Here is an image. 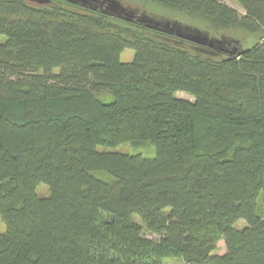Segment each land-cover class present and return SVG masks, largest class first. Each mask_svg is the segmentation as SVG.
<instances>
[{"label":"trees","instance_id":"16d2710c","mask_svg":"<svg viewBox=\"0 0 264 264\" xmlns=\"http://www.w3.org/2000/svg\"><path fill=\"white\" fill-rule=\"evenodd\" d=\"M26 1L0 0V264H264V0H132L215 48ZM237 28L259 38L231 49Z\"/></svg>","mask_w":264,"mask_h":264},{"label":"rangeland","instance_id":"374dc122","mask_svg":"<svg viewBox=\"0 0 264 264\" xmlns=\"http://www.w3.org/2000/svg\"><path fill=\"white\" fill-rule=\"evenodd\" d=\"M29 3L32 4H40L37 1L34 0H27ZM26 1V2H27ZM119 1V0H117ZM121 2V1H119ZM224 3L227 5L235 8L239 14H243L244 10L243 8L234 0H223ZM134 1L132 0H122V5L123 6H129L130 8L133 7ZM142 12V11H140ZM165 21V20H162ZM230 35L227 36V40L225 42V45L230 47L231 49H235L239 47H242L243 45H250L254 41H256L259 36L256 34H248L247 32L243 31L242 29H234L232 32H229ZM211 37V36H210ZM219 38V37H218ZM214 48V47H212ZM227 48V47H226ZM225 49V46L223 47ZM232 51V50H231ZM134 55V51L130 48H126L120 52L119 58L121 61H130ZM176 95L179 97L187 98V99H192V97L184 92V91H176ZM102 97H109V95L105 94H100ZM99 149H107L111 151H120V152H125L128 154H141L144 157H153L155 155V145L151 140H137V141H127L124 143H121L115 147H102L98 146ZM36 192L38 196H45L49 193V187L46 184L40 183L36 187ZM258 200H261V195L259 196ZM245 225V220L239 219L238 221L235 222L234 226L236 228H241ZM5 230V224L3 223L2 219L0 218V231ZM145 236L151 239H156V236L154 234H150L147 232H144ZM225 251V245H224V240L223 238H220L217 243L216 247L214 249V253H223ZM162 264H184L183 260L174 256H166L162 258Z\"/></svg>","mask_w":264,"mask_h":264},{"label":"water","instance_id":"95a60500","mask_svg":"<svg viewBox=\"0 0 264 264\" xmlns=\"http://www.w3.org/2000/svg\"><path fill=\"white\" fill-rule=\"evenodd\" d=\"M72 3H79L82 5H88L92 8L99 7L103 12L115 15L119 18L125 20H133V18L140 23H144L147 27L159 29L170 34H174L178 37L184 38L188 41L206 45L209 47H216L224 41L221 38L210 37L206 33H202L198 30L188 29L185 26H181L177 23H170L168 21H162L149 17L144 12H137L138 10H133L127 6H123L117 0H67ZM231 52V51H230Z\"/></svg>","mask_w":264,"mask_h":264}]
</instances>
